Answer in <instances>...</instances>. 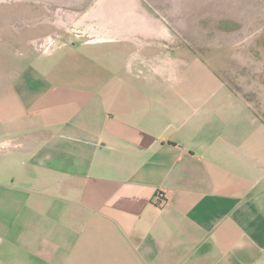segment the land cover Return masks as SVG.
<instances>
[{"label": "crops", "instance_id": "crops-1", "mask_svg": "<svg viewBox=\"0 0 264 264\" xmlns=\"http://www.w3.org/2000/svg\"><path fill=\"white\" fill-rule=\"evenodd\" d=\"M153 20L0 48V264H264V122Z\"/></svg>", "mask_w": 264, "mask_h": 264}, {"label": "rangeland", "instance_id": "rangeland-1", "mask_svg": "<svg viewBox=\"0 0 264 264\" xmlns=\"http://www.w3.org/2000/svg\"><path fill=\"white\" fill-rule=\"evenodd\" d=\"M94 1L0 0V48L19 50L27 62L70 43ZM146 1L154 28L189 47L264 119V0Z\"/></svg>", "mask_w": 264, "mask_h": 264}, {"label": "built area", "instance_id": "built-area-1", "mask_svg": "<svg viewBox=\"0 0 264 264\" xmlns=\"http://www.w3.org/2000/svg\"><path fill=\"white\" fill-rule=\"evenodd\" d=\"M157 198L159 199L160 204H163L166 201V198H164V196L161 194V192H159L157 194Z\"/></svg>", "mask_w": 264, "mask_h": 264}, {"label": "trees", "instance_id": "trees-1", "mask_svg": "<svg viewBox=\"0 0 264 264\" xmlns=\"http://www.w3.org/2000/svg\"><path fill=\"white\" fill-rule=\"evenodd\" d=\"M256 115L264 122V119L262 117H260L257 113H256Z\"/></svg>", "mask_w": 264, "mask_h": 264}]
</instances>
